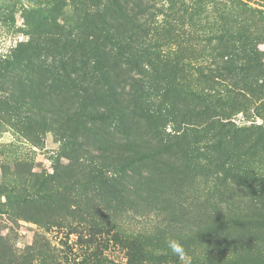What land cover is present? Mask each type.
Listing matches in <instances>:
<instances>
[{
  "label": "rangeland",
  "instance_id": "rangeland-1",
  "mask_svg": "<svg viewBox=\"0 0 264 264\" xmlns=\"http://www.w3.org/2000/svg\"><path fill=\"white\" fill-rule=\"evenodd\" d=\"M241 1L264 15V0ZM234 3L0 0V260L7 246H31L40 258L50 244L70 264L153 263L176 256L165 244L174 238L190 264H264V205L249 187L264 193V136L253 130L260 140L249 147L241 130L264 126V67L251 109L196 117L185 111L195 101L159 65L150 97L159 112L148 116L135 99L133 81L142 76L115 41L139 34V45L151 38L211 64L222 47L219 25L243 17ZM248 42L264 52V31ZM157 137L179 140L194 167L182 165L177 147L162 157L173 171L155 163L115 171L125 161L115 142L143 146ZM144 232L158 234L159 248Z\"/></svg>",
  "mask_w": 264,
  "mask_h": 264
},
{
  "label": "trees",
  "instance_id": "trees-1",
  "mask_svg": "<svg viewBox=\"0 0 264 264\" xmlns=\"http://www.w3.org/2000/svg\"><path fill=\"white\" fill-rule=\"evenodd\" d=\"M235 3V7L243 14L240 20L228 17L223 21L222 25H219L221 34L218 36L220 42H222L221 49L214 52L215 56L211 55L213 59L211 64L203 63V59L196 53L190 52L187 55L179 54L178 50H166L158 48L151 44V38L147 44L139 45V34L130 37L128 41H118L117 50H122L121 53L125 57L127 63L131 68L137 70L142 76L141 78H135L133 81L135 89V99L143 104L144 110L151 116L155 112H159V107L155 106V102L151 100V95L158 89L156 84L154 71L156 68L162 65L166 68L167 72L172 75L176 80V88L186 93L187 96L192 97L195 103H192L191 107L186 106V113L191 115L195 114L196 117L200 115L206 116L209 114L214 117L220 111L228 110L231 105H242L248 109L252 108L254 102L257 101L258 87L256 85V74L260 72L264 67V52L256 48L250 41V39H257L263 36L264 31V15L256 10L248 3L241 0H232ZM258 14L259 21L254 16ZM256 20V21H254ZM254 22L257 27L259 22L260 29L256 28L254 32ZM132 27L135 28V23L131 22ZM143 32V31H142ZM118 41V42H117ZM156 42V40H155ZM154 42V43H155ZM263 55V58L262 56ZM214 62V63H213ZM227 83V84H226ZM217 85L221 86L219 88ZM222 89V90H221ZM82 113L78 116L84 115ZM90 116V117H89ZM93 120L97 117L96 114L90 113L87 115ZM211 125L217 123L212 119L209 122ZM78 124H75L77 127ZM258 130L259 135L264 136V126H253L252 128H241L244 133V140L247 146H254L259 142L260 138L254 140V131ZM240 131V129H239ZM238 132V131H235ZM159 141L153 143L149 142L143 146H140L136 142L122 141L115 142V154L116 157L125 160L123 163H118L116 172L121 171L122 174L128 172L139 173V169L136 166H142L145 164H154L155 168L160 171L163 166H169L173 171L177 166L175 163L171 165L162 161V157L165 154H171L172 151L179 148V140L171 142L165 140V137H157ZM122 140V139H121ZM185 156V161L182 163L185 168L192 169L193 154H188L184 149L179 148ZM159 161L158 164H156ZM251 175H245V178H249ZM259 185H264V173L259 175ZM256 176V178H257ZM150 179V178H147ZM256 181V180H255ZM247 183H245L246 185ZM251 187L253 194H257L258 201L261 205H264V193H255V187ZM248 187V188H249ZM262 210V209H261ZM260 211V210H259ZM259 211H250L249 214L257 219L261 216ZM262 213V212H260ZM158 235V234H157ZM154 234L145 233L146 240H149L152 246L159 248L161 238ZM164 243V242H163ZM166 244V243H165ZM5 258L0 260V264H70L68 258L63 255H59L56 252L55 247H51L48 244L46 252L37 258L33 254L31 246H27L20 253L16 251L12 246H7L4 249ZM118 264H181L180 259L177 256H173L167 261H161L156 259L153 263L141 258H129L126 263Z\"/></svg>",
  "mask_w": 264,
  "mask_h": 264
},
{
  "label": "clouds",
  "instance_id": "clouds-1",
  "mask_svg": "<svg viewBox=\"0 0 264 264\" xmlns=\"http://www.w3.org/2000/svg\"><path fill=\"white\" fill-rule=\"evenodd\" d=\"M166 246L171 252L176 255L184 264H190L188 253L179 239L169 238L166 241Z\"/></svg>",
  "mask_w": 264,
  "mask_h": 264
}]
</instances>
